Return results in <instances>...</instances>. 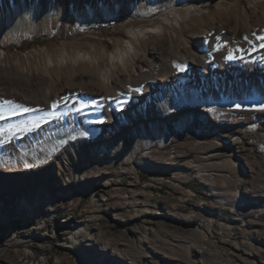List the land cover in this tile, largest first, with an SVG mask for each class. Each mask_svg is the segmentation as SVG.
<instances>
[{
	"label": "rangeland",
	"instance_id": "rangeland-1",
	"mask_svg": "<svg viewBox=\"0 0 264 264\" xmlns=\"http://www.w3.org/2000/svg\"><path fill=\"white\" fill-rule=\"evenodd\" d=\"M87 1L67 0L81 3L84 15L67 17L60 30L58 16L46 19L53 0L24 16L15 0L16 16L0 15V101L18 97L33 109L0 119L7 130L0 140L8 141L0 143V264H264V117L216 111L211 118L203 110L223 99H264V67L236 61L244 51L225 58L224 69L151 84L167 67L158 57L144 66L141 60L169 43L164 55L177 69L183 56L177 46L186 36L149 34L142 44L134 41V77L144 91L133 106L109 96L103 117L111 123L64 116L32 122L48 108L80 101L84 90L65 96L71 86L99 87L86 65L96 62L100 75L105 67L113 81L124 82L111 53L131 39V28L143 27V18L171 6L201 7L202 18L185 23L186 32L223 19L218 5L245 7L233 41L251 35L246 50L257 52L264 0H157L140 3V10L132 0H113L111 10L107 0L92 8ZM125 7L128 17L118 21ZM126 20L130 29L122 27ZM219 46L206 56L216 59ZM78 54L88 61L75 62ZM120 87L116 94L124 93ZM38 92L47 94L44 103L34 101ZM100 109L94 111L104 115Z\"/></svg>",
	"mask_w": 264,
	"mask_h": 264
},
{
	"label": "bare ground",
	"instance_id": "bare-ground-1",
	"mask_svg": "<svg viewBox=\"0 0 264 264\" xmlns=\"http://www.w3.org/2000/svg\"><path fill=\"white\" fill-rule=\"evenodd\" d=\"M17 1V4H19V7L23 12V16L25 15V10L30 9L32 5H34L35 8H38L40 5L43 6L44 9L47 8L46 0ZM53 1H55L56 4L52 5L49 8L50 14L46 16V19L47 21L51 22L53 16H58L55 20V28H58V30L64 28L66 24L65 19L67 17L74 18L75 20H77L78 18H80L81 15H84L83 5L81 3L69 4L67 0ZM145 1H149L155 5L157 4V0H132L131 3L134 4V7L137 6L138 10H140V3H144ZM255 2L260 3L261 0H255ZM91 4H101V0H88L87 5L89 6V8H92ZM111 4H113V0H107L106 7L109 10H111ZM14 6L15 0H0V15L3 16L2 18L4 20L7 19V14H10L12 17L16 16L18 10ZM70 10L72 11V14H69ZM76 10H80V12L75 13ZM217 10L220 16H223V19H220L216 24L192 27L188 32L185 31V23L190 20H199L202 18L203 12L201 11V7L199 5H186L185 3L177 7L171 6L169 10L162 12L160 16H157L156 18L154 17V19H150L151 17L149 19L143 18V20H141L140 22L143 24L144 28L142 26L131 28L133 22L131 20H126L122 24V27L129 29L131 28L129 30L131 39H128L123 45V47L118 50L117 53H111L112 64L114 66H120L123 69L125 81L123 82V80H120L119 78L113 81L111 79V71H109L105 67H103V74L100 75L99 69L101 68V65L96 62L90 64L91 66L86 65L85 71L89 73V79L97 81L99 87L94 89L92 87L83 86L78 88L77 91L73 88V86H71V89L66 90L65 96H68L75 92L83 93L82 90H84V96L81 94L82 97H78L80 101L72 100L66 107L63 108H48L44 112L40 113L37 119L34 118L32 122L36 123L39 120L41 123L47 124L53 120V117L64 116L69 119L73 117L92 118V120H94L92 121V124L111 123L113 119L103 117L106 116V114L110 113L109 102L107 100L109 96H114L113 98L115 101H121L127 103L130 106H133V101L136 99L135 97L140 92L144 91V89L140 87L139 80L134 77V74L136 73V68L133 66V61L138 49L136 45L137 43L135 44V42L139 41L142 44L143 40L149 34L158 35L161 37H174V39L177 36H186V39H182L183 41L178 43L177 46L178 50L183 54V56L181 57L182 70L173 68L171 61L165 58L164 48L167 47L169 52L172 51V46L169 43L165 44L164 47L152 48V53H154V55L151 57V59L141 60V66H144L145 64L150 63V61L153 60L155 57H158V59H161L167 67L165 75L161 77H150L151 84L157 83L159 81H167L170 76H174L175 78L180 80L190 75V73H194V75L196 76L198 72L207 73L209 71H217L219 69H224L226 67L225 58L230 51L234 52L236 56H238L240 51H244V54L242 53L243 56L237 57L236 61H244L247 65L257 64L262 65L264 67V47L255 53H250L246 50L247 48H249V42L252 38L251 35H248L247 39H242L237 43L233 41V37L235 36L236 32L235 27L237 24V16L238 14H240L243 18H245L247 16L246 8L238 7V9H235L231 5H218ZM27 24L28 23L26 22V26L21 29V33H28ZM214 44H219V47L222 49V53H220L219 56L217 55L216 59H213L214 57L212 58L211 56H206L207 53H205ZM4 57V53H0V58ZM115 57L117 58L116 62H114ZM74 61L86 62L88 61V56L78 54ZM262 72H264V69L262 70ZM17 83L18 82H16L15 84ZM121 84H124L125 91L124 93H122V91L120 90L122 94H116V91L118 92L117 89L121 88ZM135 89L141 90L135 91ZM59 92L60 91H57L55 93L58 94ZM7 97L12 98L11 94ZM12 99H14V104H20L23 106L26 104L24 100H21L18 97H13ZM46 99V93L38 92L37 96H35L34 98V101L44 103V100ZM82 101L88 103L90 107L77 111V109L80 108V102ZM93 101H95V104L92 103ZM100 102L103 104L99 105ZM261 104H264V99H260L256 96H247L238 102L223 99L221 102L211 103L210 107L203 110L211 118V114L215 113L216 111H219L223 112L225 115H229L230 113H233L235 115H245L248 116L249 119L253 120V116L264 117V111L255 110L258 109ZM237 105H239V107H237ZM98 106H100V110L104 115H99L94 111V109ZM12 116L13 114H11L10 112L4 111V119H7ZM261 162L264 163L263 159H261Z\"/></svg>",
	"mask_w": 264,
	"mask_h": 264
},
{
	"label": "snow or ice",
	"instance_id": "snow-or-ice-1",
	"mask_svg": "<svg viewBox=\"0 0 264 264\" xmlns=\"http://www.w3.org/2000/svg\"><path fill=\"white\" fill-rule=\"evenodd\" d=\"M258 39L264 40V37H258ZM261 47H264V44H262ZM235 58L236 57L233 55V53L231 51L229 52L228 56L226 57V59H229V60L235 59ZM175 67L178 70H182V66L179 64H176ZM140 90L141 89H135V91H140ZM65 99H67V98H65ZM92 103L95 104V101H93ZM53 107H55V105ZM88 107H90V105L88 103L82 101V102H80V108L77 109V111L83 110L84 108H88ZM237 107H239V105H237ZM255 110L264 111V104H261L259 106V108L255 109ZM4 111H8L11 114L15 115V114H18V111L19 112H31V111H33V109L26 108L20 104H14V102L10 101V100H3V101H0V119H4ZM37 126L38 125H35V124L32 125V127H37ZM17 130L22 131V132H26V131H30L31 128H29L27 126H18ZM6 132H7L6 129H0V133H3L6 135ZM10 139H11V137H8V140H10ZM6 142H8V141L7 140H0V143H6Z\"/></svg>",
	"mask_w": 264,
	"mask_h": 264
},
{
	"label": "trees",
	"instance_id": "trees-1",
	"mask_svg": "<svg viewBox=\"0 0 264 264\" xmlns=\"http://www.w3.org/2000/svg\"><path fill=\"white\" fill-rule=\"evenodd\" d=\"M127 8L125 7V10H123V12H120L118 15V21H122L124 18L128 17V13L126 12ZM193 185V184H191Z\"/></svg>",
	"mask_w": 264,
	"mask_h": 264
}]
</instances>
